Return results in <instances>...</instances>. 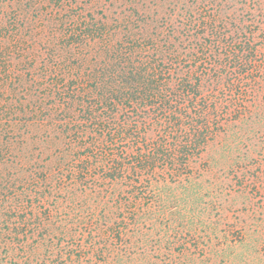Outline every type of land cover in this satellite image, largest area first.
Masks as SVG:
<instances>
[{
    "label": "trees",
    "instance_id": "trees-1",
    "mask_svg": "<svg viewBox=\"0 0 264 264\" xmlns=\"http://www.w3.org/2000/svg\"><path fill=\"white\" fill-rule=\"evenodd\" d=\"M0 264H264V0H0Z\"/></svg>",
    "mask_w": 264,
    "mask_h": 264
}]
</instances>
